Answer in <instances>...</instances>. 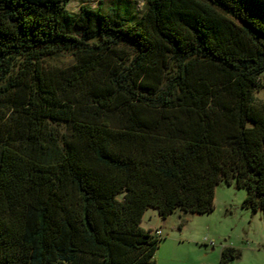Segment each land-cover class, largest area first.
Returning a JSON list of instances; mask_svg holds the SVG:
<instances>
[{"label":"trees","instance_id":"1","mask_svg":"<svg viewBox=\"0 0 264 264\" xmlns=\"http://www.w3.org/2000/svg\"><path fill=\"white\" fill-rule=\"evenodd\" d=\"M70 2L0 0V264H157L146 212L221 182L264 213V0Z\"/></svg>","mask_w":264,"mask_h":264},{"label":"rangeland","instance_id":"2","mask_svg":"<svg viewBox=\"0 0 264 264\" xmlns=\"http://www.w3.org/2000/svg\"><path fill=\"white\" fill-rule=\"evenodd\" d=\"M139 16L146 0H71L68 9L78 12L83 4L105 9L125 6ZM74 58L64 54L49 60L54 67L73 64ZM260 94L259 97H263ZM246 191L221 182L215 192V209L210 214L177 211L163 220L157 210L150 209L143 227L161 229L164 237L156 254L157 264H219L222 249L230 246L241 251L232 264H264V213L243 207Z\"/></svg>","mask_w":264,"mask_h":264},{"label":"built area","instance_id":"3","mask_svg":"<svg viewBox=\"0 0 264 264\" xmlns=\"http://www.w3.org/2000/svg\"><path fill=\"white\" fill-rule=\"evenodd\" d=\"M155 234H156L157 236H159V237H164V233H163V231H162L161 229L156 230V231H155Z\"/></svg>","mask_w":264,"mask_h":264},{"label":"crops","instance_id":"4","mask_svg":"<svg viewBox=\"0 0 264 264\" xmlns=\"http://www.w3.org/2000/svg\"><path fill=\"white\" fill-rule=\"evenodd\" d=\"M187 213H184V212H181V215L183 216V215H186ZM160 216V215H159ZM142 226H143V221H142ZM144 228V227H143ZM148 230H152L153 231V229H151V228H149ZM156 230H158V229H156ZM155 230V231H156ZM155 231H153V232H155ZM165 238V237H164Z\"/></svg>","mask_w":264,"mask_h":264}]
</instances>
